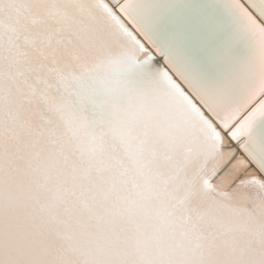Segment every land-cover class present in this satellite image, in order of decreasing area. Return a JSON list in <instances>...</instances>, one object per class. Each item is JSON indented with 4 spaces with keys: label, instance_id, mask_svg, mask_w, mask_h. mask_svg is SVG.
<instances>
[{
    "label": "snow or ice",
    "instance_id": "6c2138e0",
    "mask_svg": "<svg viewBox=\"0 0 264 264\" xmlns=\"http://www.w3.org/2000/svg\"><path fill=\"white\" fill-rule=\"evenodd\" d=\"M0 264H264V0H0Z\"/></svg>",
    "mask_w": 264,
    "mask_h": 264
},
{
    "label": "bare ground",
    "instance_id": "6f19581e",
    "mask_svg": "<svg viewBox=\"0 0 264 264\" xmlns=\"http://www.w3.org/2000/svg\"><path fill=\"white\" fill-rule=\"evenodd\" d=\"M157 63H159V61H157Z\"/></svg>",
    "mask_w": 264,
    "mask_h": 264
}]
</instances>
